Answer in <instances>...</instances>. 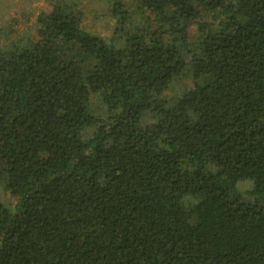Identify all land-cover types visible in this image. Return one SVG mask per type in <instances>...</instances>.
Returning <instances> with one entry per match:
<instances>
[{
  "label": "trees",
  "instance_id": "16d2710c",
  "mask_svg": "<svg viewBox=\"0 0 264 264\" xmlns=\"http://www.w3.org/2000/svg\"><path fill=\"white\" fill-rule=\"evenodd\" d=\"M92 2L0 25V264H264V0Z\"/></svg>",
  "mask_w": 264,
  "mask_h": 264
},
{
  "label": "rangeland",
  "instance_id": "374dc122",
  "mask_svg": "<svg viewBox=\"0 0 264 264\" xmlns=\"http://www.w3.org/2000/svg\"><path fill=\"white\" fill-rule=\"evenodd\" d=\"M81 7L85 10L84 28L93 34L108 37L112 31V20L103 17L104 9L96 5L92 0H80ZM49 0H0V25L7 23L12 27L11 37L16 38L21 34L34 33L36 27L35 17L38 11L46 9ZM6 16V17H5ZM0 42L3 37L0 35ZM191 84V80L183 77L177 80L165 93L166 98H170L177 91L185 89ZM9 200L8 194H4L0 200Z\"/></svg>",
  "mask_w": 264,
  "mask_h": 264
}]
</instances>
